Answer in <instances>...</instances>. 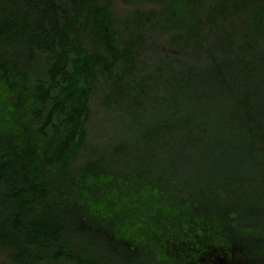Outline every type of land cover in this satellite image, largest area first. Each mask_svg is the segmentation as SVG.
<instances>
[{"label": "trees", "instance_id": "obj_1", "mask_svg": "<svg viewBox=\"0 0 264 264\" xmlns=\"http://www.w3.org/2000/svg\"><path fill=\"white\" fill-rule=\"evenodd\" d=\"M121 1L0 0V264H264V0Z\"/></svg>", "mask_w": 264, "mask_h": 264}, {"label": "rangeland", "instance_id": "obj_2", "mask_svg": "<svg viewBox=\"0 0 264 264\" xmlns=\"http://www.w3.org/2000/svg\"><path fill=\"white\" fill-rule=\"evenodd\" d=\"M112 1L114 3L113 8L118 14H123L132 8L131 5H126L121 0H112ZM145 6L147 5L145 4ZM102 99H103V94L101 95V93H95L90 101L91 116H90V121L88 123V129H89V136L91 141L98 138L101 139V137L103 138L106 130H110V131L112 130V127H107V125L103 124L104 118H106V120L108 121V118H110V116L109 113H107L106 110H104L101 105ZM110 123L111 122H109L108 124L107 122L108 125H110Z\"/></svg>", "mask_w": 264, "mask_h": 264}, {"label": "flooded vegetation", "instance_id": "obj_3", "mask_svg": "<svg viewBox=\"0 0 264 264\" xmlns=\"http://www.w3.org/2000/svg\"><path fill=\"white\" fill-rule=\"evenodd\" d=\"M235 260H236L235 263L233 261H231L228 264H251L252 263V259L251 258L250 259L249 258L240 259V257H239V258H237ZM223 263H224V261L220 260L219 264H223Z\"/></svg>", "mask_w": 264, "mask_h": 264}]
</instances>
